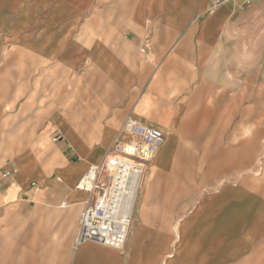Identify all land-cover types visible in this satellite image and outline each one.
Wrapping results in <instances>:
<instances>
[{"label": "crops", "instance_id": "1", "mask_svg": "<svg viewBox=\"0 0 264 264\" xmlns=\"http://www.w3.org/2000/svg\"><path fill=\"white\" fill-rule=\"evenodd\" d=\"M262 21L264 0H0V264H264ZM128 117L165 135L128 240L77 242Z\"/></svg>", "mask_w": 264, "mask_h": 264}, {"label": "built area", "instance_id": "2", "mask_svg": "<svg viewBox=\"0 0 264 264\" xmlns=\"http://www.w3.org/2000/svg\"><path fill=\"white\" fill-rule=\"evenodd\" d=\"M222 1L225 0H216ZM119 134L129 139L115 138L107 153L90 166L78 184L90 193V198L80 218L77 242L94 240L122 249L128 240L140 179L156 157L165 135L132 117L125 120ZM16 172L14 168L5 175Z\"/></svg>", "mask_w": 264, "mask_h": 264}, {"label": "rangeland", "instance_id": "3", "mask_svg": "<svg viewBox=\"0 0 264 264\" xmlns=\"http://www.w3.org/2000/svg\"><path fill=\"white\" fill-rule=\"evenodd\" d=\"M262 24H264V22L262 21L261 22ZM263 27L262 28H264V25H262ZM262 44V43H261ZM263 45V44H262ZM261 61H264V58H262L261 59ZM261 92H263L264 93V91H261ZM264 113V110H263V108L261 107V114H263ZM149 166V165H148ZM147 169H148V167L146 168V170H145V172H144V175H145V173H146V171H147ZM214 188V187H213Z\"/></svg>", "mask_w": 264, "mask_h": 264}, {"label": "bare ground", "instance_id": "4", "mask_svg": "<svg viewBox=\"0 0 264 264\" xmlns=\"http://www.w3.org/2000/svg\"><path fill=\"white\" fill-rule=\"evenodd\" d=\"M142 177H143V175H142ZM142 177H141V179H142ZM141 179H140V182H139V187H140ZM135 201H136V199H135ZM134 204H135V203H134ZM133 207H134V205H133Z\"/></svg>", "mask_w": 264, "mask_h": 264}]
</instances>
